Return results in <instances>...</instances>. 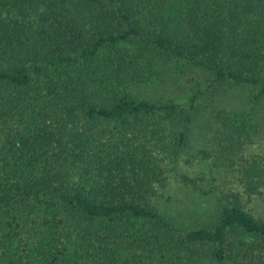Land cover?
I'll use <instances>...</instances> for the list:
<instances>
[{"label": "trees", "instance_id": "1", "mask_svg": "<svg viewBox=\"0 0 264 264\" xmlns=\"http://www.w3.org/2000/svg\"><path fill=\"white\" fill-rule=\"evenodd\" d=\"M168 63L264 99V0H0V264H264L242 206L264 194L253 109L212 111L198 155L237 181L212 220L183 230L158 206L198 96L131 88Z\"/></svg>", "mask_w": 264, "mask_h": 264}, {"label": "rangeland", "instance_id": "2", "mask_svg": "<svg viewBox=\"0 0 264 264\" xmlns=\"http://www.w3.org/2000/svg\"><path fill=\"white\" fill-rule=\"evenodd\" d=\"M160 73L149 83L131 88L139 98L174 100L183 107L189 106L193 96L197 115L190 125V155L179 162L170 163L167 182L160 190L159 208L177 227L192 230L208 224L218 210L217 197L224 191L237 188L235 175L217 170L204 161L198 152L208 148L216 134L217 125L212 111L219 108L252 110L259 132L250 154H264V99L257 101L256 92L249 87L210 88L211 74L184 63H168L159 67ZM243 208L258 219L264 220V194L243 196Z\"/></svg>", "mask_w": 264, "mask_h": 264}]
</instances>
